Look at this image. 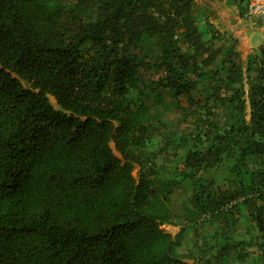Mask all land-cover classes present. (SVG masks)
Instances as JSON below:
<instances>
[{
  "label": "trees",
  "instance_id": "trees-1",
  "mask_svg": "<svg viewBox=\"0 0 264 264\" xmlns=\"http://www.w3.org/2000/svg\"><path fill=\"white\" fill-rule=\"evenodd\" d=\"M224 49L195 0H0V264H190V215L198 261L264 264V46ZM173 112L175 175L146 152Z\"/></svg>",
  "mask_w": 264,
  "mask_h": 264
},
{
  "label": "crops",
  "instance_id": "crops-1",
  "mask_svg": "<svg viewBox=\"0 0 264 264\" xmlns=\"http://www.w3.org/2000/svg\"><path fill=\"white\" fill-rule=\"evenodd\" d=\"M195 6L198 22L204 27L201 28L204 38L216 47L224 46V50L234 47L247 60L264 46V14L249 17L247 0H195ZM212 31H218L220 38L212 41ZM243 260L248 264H261L263 261L261 254L256 261L251 253Z\"/></svg>",
  "mask_w": 264,
  "mask_h": 264
},
{
  "label": "rangeland",
  "instance_id": "rangeland-1",
  "mask_svg": "<svg viewBox=\"0 0 264 264\" xmlns=\"http://www.w3.org/2000/svg\"><path fill=\"white\" fill-rule=\"evenodd\" d=\"M201 28L204 29L203 24H200ZM205 32V31H204ZM209 41V40H208ZM150 44L149 39L144 40V46L143 50L147 45ZM263 44V43H262ZM264 45V44H263ZM254 54V53H252ZM261 55L260 52L256 53ZM180 119V113L173 112L170 113L167 116V121L169 122L170 126L168 128H162L160 131H158L154 136H152V139L149 142V145L146 149L147 156H149L150 160H153L157 163V165H161L163 162L169 164L172 168L171 174L175 175L176 170L175 167L181 162L182 156L184 155V152H179V157H176L174 160H169L168 155L161 149V145L164 144V142L167 140V138L170 136L171 132L174 129H184L185 123H179ZM169 160V162H167ZM166 176H170V173H166ZM210 177H213L219 181L221 184H227V180L232 178L234 175L230 174L227 169V164L219 169L212 170L209 174ZM193 192V183L190 180H184L179 186L175 187L172 194L170 195L171 202L173 203L176 210L179 212L180 217H183L187 213L192 212V206L190 203V198ZM184 218V217H183ZM180 218L179 220H181ZM194 219L192 216H186L184 220L177 222L172 227L173 232H178L181 228H184L185 225H187V228L184 232L183 237V243L179 248V251L183 256L190 262V264H204L202 261H198L199 253L198 248L194 245L195 238H194V230L191 225L193 223ZM247 228H251L254 232H256V228L254 227L251 220L244 215V217L241 220L240 223V230L241 233L237 235L238 238L242 237L243 234H247L246 230ZM213 227H208V232H213ZM256 230V231H255ZM201 243V238L199 239V244ZM257 250V249H256ZM259 251H255V253H252V257L256 259V261L259 258ZM237 252L233 251L232 255L229 257V264H248L244 260L237 258Z\"/></svg>",
  "mask_w": 264,
  "mask_h": 264
},
{
  "label": "built area",
  "instance_id": "built-area-1",
  "mask_svg": "<svg viewBox=\"0 0 264 264\" xmlns=\"http://www.w3.org/2000/svg\"><path fill=\"white\" fill-rule=\"evenodd\" d=\"M246 13L249 17H257L264 14V0H247Z\"/></svg>",
  "mask_w": 264,
  "mask_h": 264
},
{
  "label": "water",
  "instance_id": "water-1",
  "mask_svg": "<svg viewBox=\"0 0 264 264\" xmlns=\"http://www.w3.org/2000/svg\"><path fill=\"white\" fill-rule=\"evenodd\" d=\"M169 226V225H168ZM170 227V226H169Z\"/></svg>",
  "mask_w": 264,
  "mask_h": 264
}]
</instances>
